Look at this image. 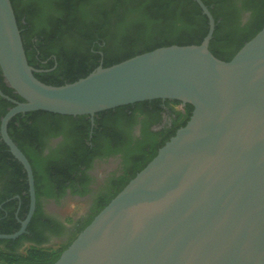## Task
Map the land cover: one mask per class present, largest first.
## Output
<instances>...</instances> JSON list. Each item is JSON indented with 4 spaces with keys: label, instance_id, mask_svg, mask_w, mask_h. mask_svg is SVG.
Instances as JSON below:
<instances>
[{
    "label": "water",
    "instance_id": "obj_1",
    "mask_svg": "<svg viewBox=\"0 0 264 264\" xmlns=\"http://www.w3.org/2000/svg\"><path fill=\"white\" fill-rule=\"evenodd\" d=\"M208 19L198 45H170L135 55L63 85L38 80L28 64L11 0H0V70L23 101L0 119V137L26 172L29 210L36 207L31 165L9 137L19 113L93 116L137 102L193 106L179 128L53 264H264V27L229 61L209 50ZM18 198V196H15Z\"/></svg>",
    "mask_w": 264,
    "mask_h": 264
},
{
    "label": "trees",
    "instance_id": "obj_2",
    "mask_svg": "<svg viewBox=\"0 0 264 264\" xmlns=\"http://www.w3.org/2000/svg\"><path fill=\"white\" fill-rule=\"evenodd\" d=\"M215 21V29L209 50L222 61H229L236 52L264 27V0H245L255 14L249 32H241L235 23L236 0H202ZM20 31L28 64L34 69L30 49L33 38L48 41L62 50L55 69L41 74L33 72L41 82L63 85L87 76L98 66L109 67L135 55L170 45H198L208 31V19L193 0H11ZM226 30H223V25ZM35 52V49H33ZM52 62L43 68L50 69ZM0 88L11 99L10 87L0 80ZM17 101H23L18 98ZM171 104L170 111L177 116L174 130L150 153L138 162L135 172L118 182L115 191L102 202L93 217L157 154L158 149L189 120L193 106L185 104L183 111H176L181 104ZM161 99H153L98 112L94 115L95 127L91 128L89 115L68 116L45 111H29L15 115L7 125L9 137L28 159L34 177L36 207L23 234L15 239H0V260L3 264H53L61 252L93 219L77 228V234L59 249L40 247L44 242L41 229L48 227L41 213V199L55 198L56 191L64 189L66 181L73 180L66 165H85L81 158L88 155L95 138L102 136L109 145H117L121 138L115 126L121 119L131 118L134 113L155 118L160 110ZM14 106L0 96V119ZM131 111V114L128 112ZM147 112V113H145ZM41 128L65 135L74 147L67 155L66 163L41 164L35 153L36 136ZM90 131L92 135L88 138ZM2 143V142H1ZM0 155V182L5 187L0 192V234H12L20 228L28 210L30 197L26 172L2 143ZM4 166V169H3ZM86 181L88 177L83 175ZM88 190L84 188L81 193ZM18 196V198H15ZM38 227H42L38 230ZM33 243L24 252L18 251L21 241Z\"/></svg>",
    "mask_w": 264,
    "mask_h": 264
},
{
    "label": "flooded vegetation",
    "instance_id": "obj_3",
    "mask_svg": "<svg viewBox=\"0 0 264 264\" xmlns=\"http://www.w3.org/2000/svg\"><path fill=\"white\" fill-rule=\"evenodd\" d=\"M236 1L234 7L236 24L234 27L241 32H249L255 21L254 11L248 3L244 4L243 1L245 0ZM223 30H226L225 24L223 25ZM32 41L33 47H31L29 52L32 56L35 72L41 74L55 69L62 50L56 48L48 41H39L36 38H33ZM33 49H35V52ZM48 62L53 63V67L49 70L43 68ZM0 80L7 86L1 70ZM4 94L9 96L7 93ZM10 94L13 100L20 98L13 91ZM2 99L5 98L2 97ZM170 107L171 104L167 105L165 100H162L160 110L157 113L158 116H154L155 118L147 114L139 115L136 112L131 118L121 119L115 126V130L121 138L120 143L117 145L106 144L104 138L100 135L95 138V142L92 145L88 143L91 150L88 155L81 158V160H84L85 165H77V168L76 166L66 165L69 173L64 175H73V180L66 181L64 183L65 188L57 190L55 198H42L40 201L42 220L48 222V227L45 229L38 227V230H42L44 237V242L40 247L48 248L53 244L59 249L68 244L74 235L77 234V228L92 218L100 204L115 191L120 179L134 173L138 162L150 153V148L157 146V144L168 137L171 131L174 130L175 124L178 123L177 116L170 111ZM184 107L185 104H177L175 110L183 111ZM128 113L131 114V111ZM94 127L93 116L91 128L93 129ZM91 135L92 131H90L88 138ZM36 138L35 146H33L30 153H35V158L41 164L61 165L66 163L67 155L74 145L65 135L61 132L58 133L41 128ZM1 142L5 144L0 137V147L2 145ZM1 153H3L2 149H0V155ZM11 160H16L18 164H21L14 157ZM83 175L88 177L87 184ZM4 187V183L0 182V192ZM84 188L88 191L82 194L81 191ZM67 197L83 199L86 204L84 211L78 212L75 216L61 217L56 215L49 206L52 204L54 206ZM31 245L33 243L30 241L23 240L18 246V251L21 252V250H25ZM0 264H3L1 260Z\"/></svg>",
    "mask_w": 264,
    "mask_h": 264
},
{
    "label": "rangeland",
    "instance_id": "obj_4",
    "mask_svg": "<svg viewBox=\"0 0 264 264\" xmlns=\"http://www.w3.org/2000/svg\"><path fill=\"white\" fill-rule=\"evenodd\" d=\"M50 204V202H49ZM53 205V204H52ZM50 205V209L58 216H75L78 212L84 211L86 204L83 199L67 197L63 198L58 204L52 206ZM51 210V211H52ZM51 249H58L56 245H51L48 247ZM24 252V250H21Z\"/></svg>",
    "mask_w": 264,
    "mask_h": 264
}]
</instances>
